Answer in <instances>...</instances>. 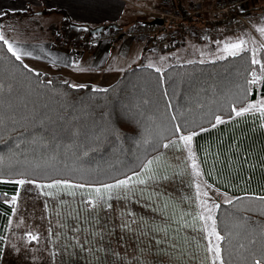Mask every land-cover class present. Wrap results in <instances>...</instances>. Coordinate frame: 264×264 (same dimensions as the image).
<instances>
[{
	"label": "trees",
	"instance_id": "obj_1",
	"mask_svg": "<svg viewBox=\"0 0 264 264\" xmlns=\"http://www.w3.org/2000/svg\"><path fill=\"white\" fill-rule=\"evenodd\" d=\"M176 1L182 18L168 21L164 29L179 31L181 38L162 46V52L181 46L183 33L194 25L200 29L212 24L214 28H209L215 32L217 27L231 28L224 23L228 20L241 23L233 14L190 16L187 7ZM260 2L252 9L264 8V0ZM56 11L63 19L53 29L55 39L93 50L96 45L89 39L96 33L84 26L96 27ZM17 14L24 13L6 12L0 19ZM129 26L121 24L118 29ZM258 45V59L245 48L164 69L142 61L123 71L113 84L97 87L32 69L0 40V261L15 208L13 197L19 192L16 181L113 183L140 172L181 134L196 132V148L223 156L219 170L232 173L241 183L250 175L259 190L239 192L217 206L223 264L257 260L264 264V112L261 130L226 121L258 95L264 96V44Z\"/></svg>",
	"mask_w": 264,
	"mask_h": 264
},
{
	"label": "crops",
	"instance_id": "obj_2",
	"mask_svg": "<svg viewBox=\"0 0 264 264\" xmlns=\"http://www.w3.org/2000/svg\"><path fill=\"white\" fill-rule=\"evenodd\" d=\"M165 1L0 0V16H3L6 12L24 13L0 19V34L4 36L8 44L13 46L21 59L32 69L61 76L74 84L90 83L96 85L97 83L105 82L101 86L106 87L117 81L123 71L137 65L134 62L138 59L140 60L139 62L145 61L146 64L150 56L152 62L159 61L158 51H161L162 46L167 45L171 41H166L160 45L158 51H153L146 47V41L125 35L113 42L95 44L96 46L93 50H85L80 48L79 44L73 46L72 43L65 42V40H56L54 33L47 29V26H59L62 22L63 15L56 10L66 11L74 22L83 25L98 27L101 25L124 24L129 26L136 21L146 20L144 16H152L153 18V14L146 10H157L162 7V4L165 5ZM180 1L183 6L188 7L197 0ZM254 6H256V3ZM224 23L231 28L238 24L246 25L242 22L241 24L231 20ZM177 32L178 38H181L180 32ZM190 32L189 30L187 34L186 31L183 33L182 45L193 44L190 41L191 39L186 37L189 36ZM259 42L264 44L263 39L254 38L248 47L253 50L256 59H258ZM72 50H75V52L73 53ZM24 53H29V55H24ZM161 53L172 56L177 53V48L167 52L161 51ZM117 55L126 59L116 60L115 57ZM129 62H132L130 67L126 65ZM156 64H159L160 67L162 66V69L167 67L161 62ZM253 104L257 105V107L251 108L250 106ZM245 108L249 110L242 112L239 116L235 115L233 118L227 119V123H236L243 127L249 126L261 130L263 128L264 96L258 95L238 111H242ZM251 131L254 133L253 130ZM191 133L193 132L181 135ZM197 136L198 134L196 133L191 142V151L186 155V217L175 219L165 217L159 219L156 223L157 230L155 235L157 237L155 240L172 242L171 244L168 243L164 250V254L167 256V261L164 264H171L172 261L177 264H221V256L217 260L214 253L208 250L220 242V240H216L215 236L208 235L213 222L218 233L215 217L217 206L222 202L231 201L238 196L239 192L252 194L259 191L254 187L255 185L250 175H247L248 178L244 180V183H241L237 181L232 173H226L222 168L219 170L220 166L224 164L221 160L223 156L219 155L216 157L212 153H208L205 148L203 150L196 148ZM187 150H189L188 147H186V152ZM249 179L251 180L249 181ZM93 187L99 186L94 185ZM197 197L198 202H196ZM206 208L210 210L208 212H210L212 219H208L209 216L203 214V210ZM197 209L200 211L198 214L189 211ZM14 210L5 237L0 264H27L26 262L22 263L17 258L24 255V252L17 247L19 240L23 242L32 241L29 244L30 246H34L39 242L44 243V253L49 257L52 256L50 258L51 264L95 263L94 244L89 243L96 239L94 232L88 233L87 231H78V229L65 231L61 227L52 226L56 225L57 221H46L45 223H40L46 224L45 226L47 227L43 229V233L38 234L36 239H29L26 234H23L22 239H12L13 236L10 234V229ZM60 224L61 220H58V225ZM67 247H70L72 251L66 253L62 249ZM90 247L91 249L89 250ZM160 247L161 255L159 256L163 257V245H160ZM171 247H173V251L175 250L173 256L170 254L172 252L169 251ZM29 249L31 250L32 248ZM89 253H92L90 260H88ZM40 260L42 264H48L45 258ZM152 264H154V261Z\"/></svg>",
	"mask_w": 264,
	"mask_h": 264
},
{
	"label": "rangeland",
	"instance_id": "obj_3",
	"mask_svg": "<svg viewBox=\"0 0 264 264\" xmlns=\"http://www.w3.org/2000/svg\"><path fill=\"white\" fill-rule=\"evenodd\" d=\"M204 2L207 9H212L216 4L215 0ZM259 2L260 0H251L248 3L250 10H261L252 9L255 3L257 5ZM194 3L199 4L200 1L197 0ZM192 4L187 7L188 10ZM165 8L166 6L162 4L159 9ZM210 14L208 12L203 15ZM144 17L147 21L153 19L152 16ZM209 20L212 21V19ZM119 25L121 24L117 25L118 28ZM242 25L238 24L232 28H215L214 31L221 34L219 41L204 40L191 31V34L189 33L186 37L190 38L193 44L179 46L177 53L172 56L158 51L160 60L152 62L150 56L147 64L156 69H162V66L156 64L157 62L168 66L178 62L214 60L248 48L254 38L264 40V31H260L264 28V20L252 19L250 25ZM194 26L195 29L200 27ZM211 26L214 28L212 24L209 25ZM54 27L47 26V29L54 33ZM118 28L115 29L118 31L117 34H123L127 27ZM236 43H241L239 51L226 47ZM78 46L82 48L83 44L80 43ZM115 58L116 60L126 59L120 55ZM139 61L138 59L134 63L141 64ZM126 65L130 67L132 62ZM103 83L105 82L97 83L95 86L102 87ZM166 145L169 147H165L162 153L149 160L152 161L151 165L148 161L140 172L121 179L127 180L128 183L119 187L104 188V185H116L117 181L93 187L92 184L67 180L41 182L24 179L25 183L20 185L19 192L15 196V210L10 229L12 239H22L23 234H26L29 239L33 236L37 238L38 234L43 233V229L47 227L46 224L40 223L57 221L56 225L52 226L61 227L65 231L78 229L88 233L94 232L96 239L89 242L94 244V264H152L153 261L154 264L166 263L167 256L164 250L167 244L172 242L155 240L156 223L165 217L174 219L186 217V155L189 154V150L186 152V147L179 138L173 139ZM56 181H67V185L60 183L56 187H46ZM96 189H100V192ZM189 211L194 214L200 213L199 209ZM208 211L210 210L204 209L203 214L210 216ZM58 220H61L60 225ZM31 242L19 240L17 247L24 252V255L17 257L18 260L27 264H42L40 259L45 258L48 264H51L52 256L49 257L44 253V243L39 242L30 246ZM160 245H163V257L159 256L161 255ZM62 249L66 253L72 251L70 247ZM169 251L173 256L175 252L173 247ZM91 254L89 253L88 260ZM171 264L177 263L172 261Z\"/></svg>",
	"mask_w": 264,
	"mask_h": 264
},
{
	"label": "built area",
	"instance_id": "obj_4",
	"mask_svg": "<svg viewBox=\"0 0 264 264\" xmlns=\"http://www.w3.org/2000/svg\"><path fill=\"white\" fill-rule=\"evenodd\" d=\"M199 1V4L193 3L189 7L188 13L190 16L199 17L208 12L211 13L210 15H214L217 13L233 14V16L238 18L242 23L246 25H250L252 19L264 20V8L257 11L250 10L248 3L251 0H215L216 4H214V7L212 9H207L205 7L206 5L204 1L206 0ZM206 4L208 3L206 2ZM165 6V9L146 10L153 14L152 20L156 18L162 19L165 22L163 25L152 24V20H142L139 24L130 26L123 32V34L133 38L142 39L146 42L152 39L149 45V49L153 51H158L160 49V45L165 43L166 41L178 40L179 36L177 30L164 29L168 21L178 20L182 18V15L178 8V4L176 0H166ZM190 31L198 34L199 37L205 40L213 39L214 41H219L221 39V34L212 32V29L209 27L200 29L192 28ZM117 32L118 31L116 30H103L91 37L89 39V42L93 44H100L114 41L120 37L119 35H121L120 33H118V35Z\"/></svg>",
	"mask_w": 264,
	"mask_h": 264
},
{
	"label": "snow or ice",
	"instance_id": "obj_5",
	"mask_svg": "<svg viewBox=\"0 0 264 264\" xmlns=\"http://www.w3.org/2000/svg\"><path fill=\"white\" fill-rule=\"evenodd\" d=\"M260 31H264V28L260 29ZM0 40L4 41L5 44H8V41L4 38V36L2 34H0ZM243 43V42H241ZM241 43H236V44H231V45H226L227 48L229 49H235L237 51H239L241 49ZM8 51L11 52L17 60H19L21 57L20 55L17 53V51L13 48V46L11 44H8ZM233 54H236L235 52ZM24 55H29V53H24ZM253 63H259L258 60H253L252 61ZM257 82L256 79H253L252 80V83L255 84ZM73 87H77L76 85H73ZM80 87H83V86H80ZM251 108H255L257 107V105L253 104L250 106ZM249 109L248 108H245L243 109L242 111H237L236 112V115L239 116L242 114V112H247ZM217 122H220V118L217 117L216 118ZM177 132L180 131L179 127L176 129ZM196 135L195 132L191 133V134H188V135H181L179 136V140L183 141L184 143V146L185 147H188L189 148V151H191V142L193 140V137ZM172 143H175V142H172ZM164 147H169V145H164ZM152 161H149V165H151ZM141 183H143V181H140ZM16 183L20 184V185H23L25 183L24 180H19V181H16ZM60 183H64L65 185H67V181H56L54 182L53 184H50V185H46V187H56L58 186ZM128 183L127 180H120V181H117L116 185H104V188L105 189H109V188H112V187H119L121 185H126ZM82 187V186H81ZM97 192H100V189H96ZM15 197H13V203L15 202ZM208 219H212L211 216L208 217ZM209 236H215L216 240L219 241L222 239V237L216 232V228H215V223L213 222V226L211 228V231L208 233ZM32 239H36V237H32ZM209 251H212L216 257L217 260L220 259V247H219V244H216L214 247H211L208 249ZM221 264H223L222 260H221ZM255 264H260V261L257 260L255 261Z\"/></svg>",
	"mask_w": 264,
	"mask_h": 264
},
{
	"label": "water",
	"instance_id": "obj_6",
	"mask_svg": "<svg viewBox=\"0 0 264 264\" xmlns=\"http://www.w3.org/2000/svg\"><path fill=\"white\" fill-rule=\"evenodd\" d=\"M145 23V22H144ZM151 23L152 24H163L164 23V21L162 20V19H158V18H156V19H154V20H152L151 21ZM85 27V29H87V30H89L92 34L93 33H99V32H101L102 30H104L105 28H115V29H117L118 28V26L116 25V24H111V25H108V26H103V25H101V26H98V27H96V28H90L89 26H84Z\"/></svg>",
	"mask_w": 264,
	"mask_h": 264
}]
</instances>
